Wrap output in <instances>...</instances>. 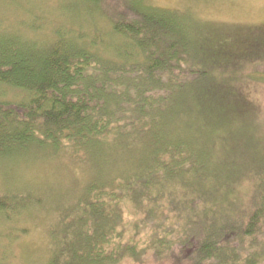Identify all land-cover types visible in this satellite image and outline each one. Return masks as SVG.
<instances>
[{
    "label": "trees",
    "instance_id": "trees-1",
    "mask_svg": "<svg viewBox=\"0 0 264 264\" xmlns=\"http://www.w3.org/2000/svg\"><path fill=\"white\" fill-rule=\"evenodd\" d=\"M125 1L119 0L121 11H109L116 20L109 21L139 52L137 60L120 49L109 59L91 43L60 38L64 34L47 43L0 36V88L27 94L0 100V161L25 165L63 157L91 165V156L98 158L94 181L66 193L73 199L66 205L65 194L58 199L59 220L48 226L54 246L48 264H143L146 255L168 264H264V171L246 149L253 141L264 163L259 107L248 88L253 82L264 91V24L250 33L211 29L187 13ZM183 91L207 94L206 118L182 113L157 124L158 113ZM231 124L256 132L243 142L244 161L231 152L237 142L225 135ZM200 132L210 134L205 142L197 140ZM117 146L126 149L124 162ZM212 160L230 174L202 198L204 188L191 190L187 180L201 175L198 183L209 187L211 178L197 170ZM0 199L2 223L41 211L38 196L23 189ZM128 205L137 222L127 220ZM69 218L78 220L73 231L58 226ZM135 226L139 246L129 236Z\"/></svg>",
    "mask_w": 264,
    "mask_h": 264
},
{
    "label": "rangeland",
    "instance_id": "rangeland-1",
    "mask_svg": "<svg viewBox=\"0 0 264 264\" xmlns=\"http://www.w3.org/2000/svg\"><path fill=\"white\" fill-rule=\"evenodd\" d=\"M92 1L0 0V36H17L26 41L47 43L46 40L54 41L57 35L62 36L64 34L60 38L72 40L79 38L82 41L91 43L94 50V47L97 48L96 52L104 57H110L109 59H115V56L111 55L112 49H120L123 56L132 58V60L140 59L139 52L127 42L117 37L110 24L109 16H111L112 24L116 20L109 14V11L113 9L117 12L121 11L123 9V5L120 4L121 2L119 0H102L99 7L95 5L97 3ZM125 2H128V6L132 5V1L130 0ZM144 4L156 10L175 11L180 14L187 13L202 26L211 29L230 31L240 28L244 31L252 26L264 24V0H145ZM85 9H87L86 12L89 15L91 14L90 19L85 15ZM244 32L250 33V30ZM191 50L194 53L197 52L193 46ZM256 86L255 83L249 82L248 88L251 90V100H255V103L259 107L257 109V116L262 128L256 130V132L260 142L264 144V91L257 89ZM26 97L27 94L20 90L0 88V100L16 102L26 99ZM206 98V93L200 94L198 91L192 94H188L187 91L175 92L167 102V106L158 113L159 119H157L156 123H161L165 126V123L169 124L172 120L177 119V116L179 118L182 113L189 117H201V121H203L209 111ZM200 99L202 100L201 103ZM234 111L235 109L233 108ZM251 130L244 124H231L230 129L225 133L226 136L233 138L237 142L236 148L233 147L231 152L237 158L242 157V161H244L245 157L241 155L245 152L243 146L244 140H246L249 134H253L252 137L256 134L255 131ZM197 135L201 136L197 140L204 142L210 136L209 133L203 132ZM246 149L256 153L255 162H258L256 163L257 169L264 171L262 156H259L258 153L261 152L260 148L252 141L251 146H248ZM115 150L117 154H120L119 160L124 162L126 160V149L124 146H117ZM143 154L145 153L143 152ZM61 158V160L52 161H33L25 165L21 163L15 165L0 161V194L11 193L12 189H23L31 192L35 198L38 196L39 201H41V211L36 216H33L34 213L25 214L16 219L12 224L2 223L1 221L3 220L0 219V264L49 263L54 246L48 233V226H54L59 220L56 207H60L61 204L58 203V199H62L61 196L65 194L63 199L67 201L64 202V205L73 200L71 198L68 199L66 193L71 190L78 193L76 190L80 189L83 183V186H85L87 183L94 181L96 171L98 170L96 165L92 163L95 159H98L96 156H91L90 158L92 166L90 164L84 165L71 159ZM246 158L250 162V158ZM87 168L90 171L89 178ZM197 171L205 172V175L211 178L210 180L212 181L209 187H206V185L198 183V179L202 177L201 175L197 177H192L191 175L189 177L187 184L191 190L197 191L199 188H204L200 192L201 197L205 189L209 191L212 186L220 185L221 187L226 177L230 174L228 167L224 164H217L213 160L208 163L205 161L203 167ZM231 176H234V174H231ZM241 186L247 189L250 184L242 182ZM31 189H34L37 195L30 191ZM248 192H252V188H249ZM70 196H72V193L68 197ZM1 201L3 200L0 199ZM34 208L31 205L29 209ZM123 209L127 215V220L132 219V221L137 222L139 216H131L132 213L130 212L133 210L131 205L125 206ZM67 221V224H59L58 226L64 227L69 224L70 227H73L75 226L74 223L78 222L76 218H69ZM89 221L93 223L94 219L89 217ZM20 229H25V232H23V235L17 237ZM132 229L129 233L130 239L134 240L139 246V234L135 232L138 230V227L135 226ZM73 230H75L74 227L72 228ZM14 237L17 239H14ZM55 249H57L56 245ZM67 260H72V258H68ZM123 264L139 263L129 260ZM143 264L168 263H158V261L146 255V261Z\"/></svg>",
    "mask_w": 264,
    "mask_h": 264
}]
</instances>
